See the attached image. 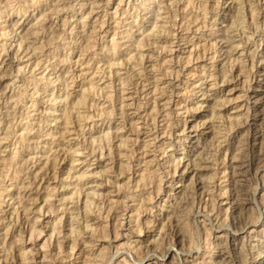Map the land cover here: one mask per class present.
I'll use <instances>...</instances> for the list:
<instances>
[{"label":"rangeland","instance_id":"1","mask_svg":"<svg viewBox=\"0 0 264 264\" xmlns=\"http://www.w3.org/2000/svg\"><path fill=\"white\" fill-rule=\"evenodd\" d=\"M150 1L0 0V217L18 206L21 194L27 205L14 226L5 225L9 218L0 220V241L8 232L13 257L31 249L34 264H264V0L259 28L246 46L249 53L255 51L253 67L248 56L240 55L243 44L230 58L224 54L231 49L227 42L219 51L224 36L236 45L253 30L246 27V5L238 10L239 0ZM210 33L220 41L217 54L209 45L215 40ZM203 48L207 58H195V49L203 53ZM150 54L153 60L146 62ZM238 56L245 60L244 73L237 77L242 62L235 61V76L223 82L225 73L232 77L231 60ZM140 82L147 84L145 93L135 92ZM169 95L171 104L163 107ZM158 104L163 114L151 130H159L157 148L144 154ZM139 112L144 119H137ZM145 118L134 144L138 133L133 124ZM122 138L130 140L127 149L117 146ZM186 149H192L188 156ZM100 150L106 155L101 157ZM47 160V173L40 171L35 180L36 169ZM232 172L237 175L231 183ZM199 181L208 194L197 190ZM76 187L82 190L79 197ZM93 190L87 216L93 238L77 240L71 231L86 224L84 201ZM77 207L82 208L73 219ZM36 220L42 233L31 240ZM75 240L86 250L77 248L69 257ZM123 249L136 260L126 263ZM12 259L9 264H20Z\"/></svg>","mask_w":264,"mask_h":264},{"label":"bare ground","instance_id":"2","mask_svg":"<svg viewBox=\"0 0 264 264\" xmlns=\"http://www.w3.org/2000/svg\"><path fill=\"white\" fill-rule=\"evenodd\" d=\"M150 2H155V0H152V1H150ZM218 2H220V0H218ZM260 2H261V0H239V8H238V10L241 12V10L240 9H243L244 8V6L246 5V10L248 11V14H249V17H250V20L248 21V26H246L248 29H252L253 28V30H252V32H250V34H247L246 36H244V38H241L242 39V41H240V43L239 44H234V41H230L231 39H225V36H224V39L223 38H221V40L223 41L222 42V44L219 46V48L221 47V50L219 49V48H217V45L218 44H220V41H217V37H215L214 35H213V33H210V37H212L213 39H215L213 42H211L209 45H210V47H211V45H212V47H215V50H214V53H219V52H217V50L219 49V51H222V49L224 48V44L227 42L229 45L228 46H231V49H228V50H225L224 51V54L226 53V55L228 56L229 55V58L232 56V54L234 53V52H239V51H236L237 49H238V46H241V44H243L242 46H243V48H241L242 50H241V52H240V55H242V54H244L246 57L248 56V58H250L251 60H252V67L253 66H255V64H254V59H255V56H256V54H255V51H252V54L251 53H249V49H246V46L248 45V41H249V39H251L252 38V35L255 33V31H254V29H257V28H259V18H260V13H261V4H260ZM94 3H96V2H94ZM191 3H194V2H192L191 1ZM55 4V3H54ZM71 4V3H70ZM98 4V3H97ZM201 4V3H200ZM217 4H220V3H217ZM86 5V4H85ZM92 5V4H91ZM5 6H6V4H5ZM19 6V5H18ZM70 6V5H69ZM81 6V5H80ZM93 6V5H92ZM160 7V6H159ZM20 8V7H19ZM92 9V8H91ZM162 9H164V8H162ZM150 10V9H149ZM150 11H152V10H150ZM243 11V10H242ZM56 12H57V8H56ZM160 12V11H159ZM239 13V12H238ZM245 12L243 11V14H244ZM89 14V13H88ZM241 14V13H240ZM46 15H47V13H46ZM49 15V14H48ZM160 15V14H159ZM245 15V16H244ZM243 15V17H245L246 18V16H247V14H244ZM45 16V15H44ZM51 16V15H50ZM89 16V15H88ZM238 16V15H237ZM46 17H48V16H46ZM241 17V16H240ZM242 17V18H243ZM43 18V17H42ZM46 19H48V18H46ZM156 19V18H155ZM247 19V18H246ZM246 19H245V21H246ZM39 20V19H38ZM37 20V21H38ZM195 21V20H194ZM197 21V20H196ZM236 21V20H235ZM244 21V20H243ZM242 21V22H243ZM39 22H40V20H39ZM84 22V21H83ZM234 22V21H233ZM85 23H86V21H85ZM132 23H134V22H132ZM216 23V22H215ZM240 23V22H239ZM245 23V22H244ZM155 24H157V23H155ZM154 24V25H155ZM235 22H234V27H235ZM157 25H159V24H157ZM240 25H242V24H240ZM145 26V25H144ZM233 26V25H232ZM39 27V26H38ZM85 27V26H84ZM154 27V26H153ZM159 27V26H158ZM131 28V27H130ZM141 28V27H140ZM155 28V27H154ZM157 28V27H156ZM155 28V29H156ZM181 28V27H180ZM199 28H200V26H199ZM224 28V27H223ZM228 28V27H227ZM239 28V27H238ZM238 28H236V30L238 29ZM241 28H242V26H241ZM244 28V27H243ZM43 29V28H42ZM186 29H191V27H190V25L186 28ZM221 29V28H220ZM240 29V28H239ZM130 30V29H129ZM160 30H162V29H159V31ZM241 30V29H240ZM46 31V30H45ZM154 31V30H153ZM157 31V30H156ZM228 31V30H227ZM247 31V30H246ZM39 32V31H38ZM231 32V31H230ZM35 33V32H34ZM150 33V32H149ZM148 33V34H149ZM157 33H158V31H157ZM175 34H176V32H174ZM226 33V32H225ZM243 33H245V31H244V29L242 30V33H241V35L243 34ZM36 34V33H35ZM147 34V33H146ZM168 34H169V32H168ZM171 34H172V32H171ZM153 35V34H152ZM155 35V34H154ZM167 35V34H166ZM228 35H229V33H228ZM150 36V35H149ZM175 36V35H174ZM220 36H222V35H220ZM233 36V35H232ZM19 37V36H18ZM227 37V36H226ZM240 37V36H239ZM243 37V36H242ZM143 38V37H142ZM187 38V37H186ZM183 40L185 39V37H183L182 38ZM240 39V40H241ZM186 40V39H185ZM189 40V39H188ZM218 40H220V39H218ZM22 41V40H21ZM139 41V40H138ZM163 41V40H162ZM179 41V40H178ZM140 42H141V40H140ZM160 43H162V42H160ZM187 43H188V41H187ZM7 44V43H6ZM5 44V45H6ZM13 44V43H12ZM21 44V43H20ZM142 44H143V42H142ZM195 45V44H194ZM20 46V45H19ZM18 46V47H19ZM160 46H162V45H160ZM172 46V45H171ZM197 46V45H196ZM3 47H5L4 46V44H3ZM8 47H9V45H8ZM11 47V46H10ZM9 47V48H10ZM28 47V46H27ZM30 47V46H29ZM140 47V46H139ZM207 47V46H206ZM154 48V47H153ZM159 48V47H158ZM8 49V48H7ZM33 49V48H32ZM162 49V48H161ZM166 49V48H165ZM170 49V48H169ZM168 49V50H169ZM197 49H198V47H197ZM197 49H195V54L194 55H196V57L195 58H197V59H199L200 57H206L207 58V54H206V51H207V48H203V49H206V50H204V52L202 53V52H200L199 50H197ZM202 49V50H203ZM227 49V48H226ZM5 50V49H4ZM20 50V49H19ZM27 50H28V48H27ZM159 50V49H158ZM190 50V49H189ZM33 51V50H32ZM34 51H35V49H34ZM154 51V50H153ZM173 51V48H171L170 49V51L169 52H172ZM192 51V52H191ZM197 51V52H196ZM190 55H193L192 53H193V50H190ZM223 52V51H222ZM221 52V53H222ZM216 54H212V55H214L213 56V58L215 57V55ZM151 56H147L146 57V62H149V61H151V60H153V55L152 54H150ZM193 55V56H194ZM209 55V54H208ZM140 56H142V57H144L145 56V54H140ZM53 57V56H52ZM172 57V56H171ZM190 57V56H189ZM233 57V56H232ZM264 57V56H263ZM15 58V57H14ZM13 58V59H14ZM51 58V57H50ZM260 58V57H259ZM196 59V60H197ZM262 59H264V58H261V60ZM239 60V62H242V68H239V72H238V75H237V77L239 76V73H240V75H242L243 73H244V71H245V69L243 68L246 64H244L243 65V63H245V60L242 58L241 59V57H236V58H234L233 60H231V62H232V65H230L232 68H231V75H232V77H228L227 76V74L225 73V75H224V79L222 80L223 82L224 81H230V80H232L233 79V77L235 76H233V67L235 66V63H237V62H235V61H238ZM250 60V61H251ZM175 61V60H174ZM191 61V57H190V60H189V62ZM39 63H40V61H39ZM109 63H111V62H109ZM122 63H124V62H122ZM36 64H38V63H36ZM118 64V63H117ZM43 65V64H42ZM111 65H115V63H112ZM110 65V66H111ZM122 65V64H121ZM37 66V65H36ZM36 66H35V68H36ZM119 66V65H118ZM153 66V65H152ZM113 67V66H112ZM133 67H135V66H133ZM251 67V66H250ZM251 67V68H252ZM143 68V67H142ZM154 68V67H153ZM230 68V67H229ZM19 70V69H18ZM106 70V69H105ZM153 70V69H152ZM179 70V69H178ZM204 70V69H203ZM142 70L140 69V72H141ZM172 71V70H171ZM182 70H179V72H181ZM230 71V70H229ZM32 72V71H31ZM167 72V71H166ZM173 72V71H172ZM171 72V73H172ZM224 72H226V71H224ZM110 73V72H109ZM137 73V72H136ZM203 73V72H202ZM228 73V72H227ZM248 73V72H247ZM178 74H181V73H178ZM178 74H176V77H177V75ZM250 74V73H249ZM248 74V75H249ZM116 75V74H115ZM166 75V74H165ZM244 75H246V74H244ZM139 76V75H138ZM137 76V77H138ZM211 76L212 77H214V75H213V73L211 74ZM110 77V76H109ZM144 77V76H143ZM156 77V76H155ZM172 77V76H171ZM253 77V76H252ZM59 78V77H58ZM57 78V79H58ZM117 78H118V76H117ZM139 78V77H138ZM56 79V80H57ZM120 79H121V77H120ZM122 79H123V77H122ZM155 79H157V78H155ZM159 79V78H158ZM205 79V78H204ZM239 79V78H238ZM125 80V79H124ZM214 80H215V83H213V85H214V87L215 86H217V83H218V80H217V77H215L214 78ZM136 81V80H135ZM145 81H147V80H145ZM171 81L172 80H169V84H170V87H171V85H173L172 83H171ZM113 82V81H112ZM124 82V81H123ZM134 82V81H133ZM122 83V82H121ZM126 83V82H125ZM136 83H138V82H136ZM147 83V82H146ZM150 83H151V81H150ZM122 84H124V83H122ZM139 84V83H138ZM138 84H136V86H134L135 88H136V91L135 92H138V93H145L146 91H144V88L146 87V85L147 84H145V83H142V82H140V86L139 87H137V85ZM156 84V83H155ZM37 85V84H36ZM212 85V86H213ZM69 86V85H68ZM123 86V85H122ZM93 87V86H92ZM142 87V88H141ZM169 86H167V88H168ZM154 90H158L159 89V87H158V85L156 86H154ZM161 89V88H160ZM160 89H159V91H160ZM123 90H124V88H123ZM123 90H122V92H123ZM153 90V91H154ZM174 90V89H173ZM165 91V90H164ZM134 92V93H135ZM150 92V91H149ZM149 92H147L144 96V98H146V95H148V93ZM156 92V91H155ZM160 92H162L163 93V91H160ZM166 92V91H165ZM165 92H164V94H165ZM215 92L216 93H221L220 92V90H215ZM37 93V92H36ZM133 93V94H134ZM158 93V92H157ZM34 94V93H33ZM120 94H122V93H120ZM53 95V94H52ZM112 95V94H111ZM123 95V94H122ZM160 95H163V94H160ZM226 95V94H225ZM131 96V95H130ZM140 96H142V94H140L139 95V97ZM219 96V95H218ZM121 97H123V96H121ZM120 97V98H121ZM129 97V96H128ZM138 97V96H137ZM169 98V100L167 101H165L164 103H163V107H166L167 105H169V104H171L170 102H171V100H172V96L171 95H169L168 96ZM259 97V96H258ZM9 98V97H8ZM95 98V97H94ZM130 98H134L135 100H136V97H129V99ZM141 98V97H140ZM226 98V97H225ZM249 98H250V96H249ZM219 99V98H218ZM216 100V99H215ZM223 100V99H222ZM221 100V101H222ZM123 101V100H122ZM149 101H151V100H149ZM220 100H217V103H221V101L219 102ZM226 101H227V98H226ZM229 101V100H228ZM255 101H258V99H255ZM6 102V101H5ZM137 102V101H136ZM146 103H148V102H146ZM120 104H122V102L120 103ZM131 104H134V102H131V103H128L127 105H125V106H128V105H130L131 106ZM179 104V103H178ZM246 104V103H245ZM248 104V103H247ZM92 105H94V104H92ZM92 105H90V107H92ZM124 105V104H123ZM142 106V105H141ZM146 106V105H145ZM156 106H157V103H156ZM215 106V105H214ZM220 106V105H219ZM89 107V108H90ZM123 107V106H122ZM140 107V105L136 108L137 110H139V109H141V107ZM163 109H165V108H163ZM145 110V109H144ZM187 110H189L188 108H187ZM124 111V110H123ZM156 111V110H155ZM162 111V108H161V106H159V104H158V107H157V115H158V117L157 116H155V118H153L154 119V121H153V123L155 124H153L154 126H153V128H151L150 129V134H148V136L150 137V135H153V137L151 138V140H147V142H145V144H144V150H143V153L144 154H148V152L149 151H153V150H155V147L157 148V145H156V143H155V141H156V139L158 138V134H157V130L156 131H154L153 133H151V130L152 129H154V128H158L157 127V125H156V122L157 121H159V117L160 116H162V114H163V112H161ZM165 111V110H164ZM172 111V110H171ZM125 112V111H124ZM170 112V111H169ZM110 113V112H109ZM108 113V114H109ZM126 113V112H125ZM156 113V112H155ZM215 113V112H214ZM110 114H113V113H110ZM127 114L128 113H126V115H125V117H127ZM137 114H139V117L137 118L138 120L139 119H141V118H143L144 119V117L142 116V115H140L141 113L139 112V113H137ZM170 114V113H169ZM177 114V113H176ZM10 115V114H9ZM91 115L92 114H90L89 116L91 117ZM122 115H123V113H122ZM111 116V115H110ZM137 116V115H136ZM169 116V115H168ZM171 116V115H170ZM175 116V115H174ZM90 117H88V118H90ZM146 117V116H145ZM87 118V117H86ZM124 118V117H123ZM147 118V117H146ZM146 118H145V120H142L141 122H138V120H137V122H135L136 124H133V125H136V126H133L134 127V129H136V133H138V138H135L134 139V144L136 143V144H138L137 143V141L139 140V132H140V130H141V128L139 129V123H145V121H146ZM181 118V117H180ZM152 119V120H153ZM174 119V118H173ZM215 119V118H214ZM126 120V119H125ZM157 120V121H156ZM164 120V119H163ZM135 121V120H134ZM150 121V120H149ZM149 121L148 122H146V124H151V123H149ZM176 121V120H175ZM179 121V120H178ZM177 121V122H178ZM152 122V121H151ZM131 123V122H130ZM172 123V122H171ZM170 122H169V124L168 125H170L171 124ZM187 123V122H186ZM188 124V123H187ZM255 124V123H254ZM198 125V124H197ZM171 126V125H170ZM124 127V126H123ZM196 127V126H195ZM197 128V127H196ZM210 128V127H209ZM233 128V127H232ZM255 128V127H254ZM259 128V127H258ZM118 130H121V129H119L118 128ZM123 130V129H122ZM163 130V129H162ZM219 130V129H218ZM145 131V130H144ZM159 131V130H158ZM168 131V130H167ZM182 131H184V129L182 130ZM257 131V130H256ZM107 132V135H110V131H106ZM117 132H121V131H117ZM116 132V133H117ZM131 132H133V130L131 131ZM149 132V131H148ZM165 132H166V130H165ZM169 132V131H168ZM264 132V131H263ZM145 133V132H144ZM171 133V132H170ZM6 134V133H5ZM113 134V133H112ZM227 134V133H226ZM15 135H16V133H15ZM106 134H105V136H107ZM118 135V134H117ZM146 135V134H145ZM218 135V134H217ZM223 135V134H222ZM124 136V135H123ZM161 136V135H160ZM163 136V135H162ZM214 136V135H213ZM4 137V136H3ZM5 137H6V135H5ZM8 137V136H7ZM99 137V136H98ZM102 137V136H101ZM100 137V138H101ZM9 138V137H8ZM104 138V137H103ZM214 138H215V136H214ZM218 138V137H217ZM85 139V138H84ZM94 139H96V141H98L97 140V137L96 138H94ZM93 139V140H94ZM122 139H124V138H122ZM132 139V138H131ZM147 139V138H146ZM23 140V139H22ZM158 140V139H157ZM223 140V139H222ZM92 141V140H91ZM95 141V140H94ZM128 141H130L129 139L127 140V139H124V140H122L121 141V143H120V145H117V146H119L120 148H126L127 149V147L126 146H130L129 144H128ZM160 141V140H159ZM218 141V140H217ZM90 142V141H89ZM161 142V141H160ZM240 142V141H239ZM247 142V141H246ZM94 144V143H93ZM99 144H101V143H99ZM131 144H133V143H131ZM219 144V143H218ZM240 144V143H239ZM102 145V144H101ZM215 145H217L216 143H215ZM220 145V144H219ZM79 146V145H78ZM116 146V147H117ZM94 147V146H93ZM97 147V146H96ZM96 147L94 148V150H93V152H95L96 150ZM108 150H109V153H108V155L112 152V147L111 146H109L108 145ZM159 147V146H158ZM204 147H206V146H204ZM217 147H219V146H217ZM102 148L104 149V146H102ZM141 148V147H140ZM193 148V147H192ZM229 148H232V146H229V147H227L226 149H227V151H228V149ZM243 148V147H242ZM247 148V147H246ZM93 149V148H92ZM92 149H91V152H92ZM206 149V148H205ZM98 150V149H97ZM102 150V149H101ZM100 150V151H101ZM209 150V149H208ZM77 151V150H76ZM73 152V153H77V152ZM131 151H133V152H131L132 154H134V150H131ZM191 151H192V149L190 150V149H186L185 150V153H186V155L188 156L189 154H191ZM201 151H203V150H201ZM216 151V150H215ZM220 151V150H219ZM239 151V150H238ZM15 152V151H14ZM206 152V151H205ZM218 152V151H217ZM1 153V152H0ZM78 153H80L79 151H78ZM101 154H100V156L101 157H103L104 155H106L103 151H101L100 152ZM124 153V152H123ZM215 153V152H214ZM248 153V152H247ZM81 154V153H80ZM112 154V153H111ZM120 154V153H119ZM198 154V153H197ZM206 154V153H205ZM208 154V153H207ZM92 155V154H91ZM94 155V154H93ZM121 155V154H120ZM201 155V153L199 154V156ZM209 155V154H208ZM213 155V154H212ZM226 155V154H225ZM95 156V155H94ZM99 156V157H100ZM129 156V155H128ZM245 156V155H244ZM114 156H112V158H113ZM154 157V156H153ZM206 157V156H205ZM48 158V157H47ZM50 158V157H49ZM202 158V157H201ZM208 158V157H207ZM225 158H227V157H225ZM80 158H76V159H74V160H79ZM157 159V158H156ZM155 159V160H156ZM181 157H180V159L178 160V162H176L177 164H176V166H179L180 165V163H181ZM2 160H4V159H2ZM73 160V161H74ZM154 160V159H153ZM216 160V159H215ZM248 160V159H247ZM26 161V160H25ZM28 161V160H27ZM197 161H198V159H197ZM196 162V161H195ZM210 162V161H209ZM35 163V162H34ZM52 163V162H51ZM187 163V162H186ZM188 163H190V162H188ZM49 164V160H47L40 168H39V170L37 171V169H36V173H35V175L33 176L34 177V179L36 180V178L39 176V172L41 171V172H45V173H47L46 171L48 170V168H49V166H51V165H48ZM73 164V163H72ZM139 164V163H138ZM161 164V162H159V165ZM247 164V163H246ZM34 165V164H33ZM91 165V164H90ZM156 165H158V164H156ZM240 165V164H239ZM263 166V165H262ZM39 167V166H38ZM37 167V168H38ZM193 167H195V166H193ZM160 168H162V167H160ZM176 169H177V167H175ZM174 168V169H175ZM185 168H188V165H186V167ZM184 168V170H186ZM205 168V167H204ZM1 169V168H0ZM4 169V168H3ZM31 169V168H30ZM190 169V168H189ZM1 171V170H0ZM176 172V171H175ZM256 172V171H255ZM17 173V172H16ZM85 173V172H84ZM83 173V174H84ZM237 173V172H236ZM235 172L233 173H231V175L229 176V180H230V182L231 181H233L235 178V176L237 175ZM42 174V173H41ZM86 174V173H85ZM229 174V173H228ZM0 175H1V173H0ZM2 175H4V174H2ZM30 175V177H31V174L29 173L28 174V176ZM44 175V174H43ZM41 176V175H40ZM75 176V175H74ZM43 177V176H42ZM47 177V176H46ZM255 177V176H254ZM4 178H6V176L4 175ZM13 178H14V176H13ZM39 178V177H38ZM45 178V177H44ZM42 179V178H41ZM81 179V178H80ZM107 179V178H106ZM109 179V178H108ZM107 179V180H108ZM200 179H202V178H200ZM237 179V178H236ZM34 180V181H35ZM79 180V179H78ZM238 180V179H237ZM5 181V180H4ZM77 181V180H76ZM76 181H75V183H76ZM109 181V180H108ZM107 181V182H108ZM203 181V180H202ZM30 182V181H29ZM79 182V181H78ZM237 182V181H236ZM33 183V182H32ZM37 183V182H36ZM203 182H201V181H199V182H197L196 183V188H197V190L200 188H202V193H204V194H208L209 193V189H206V187L204 186V184H202ZM205 183V182H204ZM232 183V182H231ZM80 184V183H79ZM234 184V183H233ZM232 184V185H233ZM23 185V184H22ZM39 186H40V184H38ZM236 185V184H235ZM23 186H25V185H23ZM21 187V188H19L20 190L23 188L24 189V187ZM28 186V185H27ZM27 186H25L26 187V189H27ZM80 186V185H79ZM98 186H100V185H98ZM194 186V185H193ZM239 186V185H238ZM3 187V186H2ZM6 187V186H5ZM203 187H205V189L203 190ZM227 187V186H226ZM8 187H6V189H7ZM42 188V187H41ZM80 187H78V189H77V187H76V189L77 190H75L74 191V193H77V197H79V195L78 194H81L82 193V190H81V188L79 189ZM234 188V187H233ZM235 188H236V186H235ZM5 189V188H4ZM211 189V188H210ZM255 189V188H254ZM194 190V189H193ZM196 190V191H197ZM228 190V189H227ZM3 192V191H2ZM1 192V193H2ZM23 192V191H22ZM200 192V191H199ZM222 192H223V190H222ZM221 192V193H222ZM234 192V191H233ZM237 192V191H236ZM0 193V195H2ZM20 193V192H19ZM18 193V194H19ZM27 193V192H26ZM152 193V192H151ZM150 193V197H149V199H153V195ZM212 193V192H211ZM224 193V192H223ZM228 193V192H227ZM240 193V192H239ZM251 194V193H250ZM95 195H96V191L95 190H93V192L92 193H90V192H88L87 194H86V200L84 201V208H85V212H84V215H83V217L84 216H86L84 219L86 220V221H84L86 224L84 225V226H82V227H78V228H76L75 227V225H74V227L76 228V229H72V233H74L75 232V236L77 237V240H78V238L80 239V238H82V236H86V238H90V239H92L93 237H92V234L94 233L93 232V227H91L92 225L91 224H89V221L91 220V219H88L87 218V216L90 214V212H92V207L91 206H93V205H91L92 203H94L93 202V200L92 199H94L95 198ZM99 195V194H98ZM186 195V194H185ZM193 195V194H192ZM191 195V196H192ZM195 195V194H194ZM193 195V196H194ZM201 195V194H200ZM232 195V194H231ZM15 196V195H14ZM21 196V197H20ZM20 196H18L19 198L18 199H20V200H18V206H16V207H14V209H13V211L12 212H10L9 214H7V216H5V217H0V220L1 219H3L2 221V223H4V220L6 219V218H9V223H6L5 225H15L16 224V222L20 219V217L22 216L21 215V213L22 212H26V210H25V208H27V205L26 206H24L23 205V203H24V201H26L25 199H23V196H24V194H23V196H22V194L20 195ZM27 196V195H26ZM29 196V195H28ZM49 196V195H48ZM152 196V197H151ZM1 197V196H0ZM231 197V196H230ZM250 197V196H249ZM27 198V197H26ZM35 198V197H34ZM47 198V197H46ZM49 198V197H48ZM46 199V201L47 200H49V199ZM97 198H99V196L97 197ZM232 198V197H231ZM22 199V200H21ZM181 199V198H180ZM33 200V199H32ZM100 200V199H99ZM98 200V201H99ZM213 200V199H212ZM236 200V199H235ZM239 200V199H238ZM36 201H37V199H36ZM239 201H241V200H239ZM257 201V200H256ZM48 202V201H47ZM50 202V201H49ZM103 202L104 201H102V204H103ZM178 202V201H177ZM212 202H215V201H212ZM176 203V202H175ZM234 203H238L239 204V202L238 201H236V202H234ZM50 204V203H49ZM64 204V203H63ZM97 204V203H96ZM100 204V203H99ZM178 205V204H177ZM239 206V205H238ZM258 206V205H257ZM55 207V206H54ZM67 207V206H66ZM141 207V206H140ZM21 208H23L22 209V211H21ZM82 207H77V208H74V209H78L77 210V212H76V214H75V216H73V219H75L76 217H77V215H79L80 214V209H81ZM111 208V207H110ZM177 208V207H176ZM214 208V207H213ZM29 209V208H28ZM72 210V214L74 215V211L75 210ZM126 209V208H125ZM140 209V208H139ZM241 209V208H240ZM49 210L51 211V210H53V204H52V206L49 208ZM48 210V211H49ZM66 210H68V209H66ZM66 210H64V211H66ZM111 210H114V207H113V209H110L109 211H111ZM175 210V209H174ZM228 210V209H227ZM71 211V210H70ZM131 211V210H130ZM177 211V210H176ZM55 212V211H54ZM260 212V211H259ZM83 213V212H82ZM81 213V214H82ZM100 213V212H99ZM109 213V212H108ZM125 213V212H124ZM176 213V212H175ZM62 214H64V212L62 213ZM139 215V214H138ZM208 215V214H207ZM173 216H174V214H173ZM82 216H81V219L83 218ZM228 217V216H227ZM62 218V217H61ZM72 218V217H71ZM138 219H139V216L137 217ZM170 219H167V220H171L173 217H172V214L170 215V217H169ZM179 218V217H178ZM78 219V218H77ZM177 219V218H176ZM38 220V219H37ZM35 221L32 225H31V228H30V231H31V233H30V237H31V240H32V237L34 236V235H40L41 233H42V230H41V227H37V222L38 221ZM71 220V219H70ZM256 220V219H255ZM254 221V220H253ZM60 222V221H59ZM79 222V221H78ZM138 222V221H137ZM178 222V221H177ZM72 223V222H71ZM120 223L121 224H123V222H122V220L120 221ZM170 223V222H169ZM4 225V226H5ZM59 225V224H58ZM149 225V224H148ZM168 225V224H167ZM174 225V224H173ZM178 225V224H177ZM222 225V224H221ZM220 225V226H221ZM122 226V225H121ZM172 226V225H171ZM56 227V226H55ZM57 228V227H56ZM90 228V229H89ZM140 229H138L139 231L141 230L142 231V228L141 227H139ZM25 229V228H24ZM8 230V229H7ZM54 230V229H53ZM56 230H58V229H55V231ZM71 230V229H70ZM21 231H24L23 229H21ZM54 231V232H55ZM59 231V230H58ZM57 231V232H58ZM94 231H95V229H94ZM131 231V230H130ZM9 233L7 232V234L5 235V237H4V240H2V241H0V244L2 243L3 244V246H2V251H4L5 252V254L3 255V256H5V258L3 259V261L1 262V259H0V264H9L11 261H10V259H12V258H15V259H12V260H15L16 262H18L17 260H19L20 261V264H34V263H36V261H37V259L33 256H28V254H30V253H32L31 252V249H29V251L28 250H25V251H23L22 252V256H20V257H17V255H15L14 257H13V255H12V250L10 249L11 248V246L9 247V245H10V242H8V235ZM52 234V233H51ZM71 234V233H70ZM72 235H74V234H72ZM227 235V234H226ZM52 236H53V234H52ZM83 239V238H82ZM19 240H23V238L21 237ZM77 240H75V242H74V244H72V249L70 250L71 252H70V254L68 255L69 257L70 256H73V255H75L78 251H75L74 252V250L75 249H77L78 248V250H80L81 249V251L80 252H83V250H84V252H85V250L86 249H82L81 247H80V245H79V242H77ZM86 244L87 243H89L88 242V240H83ZM83 241H82V243H83ZM11 244H13V242L11 243ZM93 245V244H92ZM243 246V245H242ZM241 248V247H240ZM244 248V247H243ZM119 249V248H118ZM120 250V249H119ZM122 250V249H121ZM124 250V249H123ZM126 250V249H125ZM124 250V251H125ZM150 250V249H149ZM178 250V249H177ZM237 250V249H236ZM243 250V249H242ZM118 251V250H117ZM79 252V253H80ZM134 252V251H133ZM146 252V251H145ZM151 252V251H150ZM224 252L223 251H221L220 252V254L222 255ZM11 254V256H9ZM113 254V253H112ZM115 254V253H114ZM236 254V253H235ZM259 254H260V252H259ZM139 255H141V254H139ZM139 255H137V256H139ZM145 255V254H144ZM231 255V254H230ZM97 256V255H96ZM241 256V255H240ZM110 257H111V255H110ZM109 257V258H110ZM129 257V258H128ZM142 257L143 256H140L139 258H140V260L142 259ZM232 257H234V255L232 256ZM18 258V259H17ZM43 258H45V255H44V257ZM112 258V257H111ZM95 259H96V257H95ZM130 259H134V260H136L134 257H133V255L131 254V252L128 250H126V256H124L123 257V260H125L126 261V263L127 262H129L130 261ZM235 259V258H234ZM233 259V260H234ZM87 260V259H86ZM103 260H105V258L103 259ZM139 260V259H138ZM259 260H262V258H260ZM93 261V260H92ZM92 261H91V263H92ZM99 261V260H98ZM122 261V260H121ZM216 261V260H215ZM221 261V260H220ZM226 261V260H225ZM108 262H109V260L108 261H106V262H104V263H100V261H99V263H97V262H95V264H108ZM219 262V261H218ZM227 262V261H226ZM235 262V261H234ZM84 264H87V261H85V262H83ZM90 263V264H91ZM208 263V262H207ZM212 263V262H211ZM220 263V262H219ZM228 263V262H227ZM19 264V263H18ZM94 264V263H93ZM217 264V263H216ZM222 264V263H221ZM226 264V263H225Z\"/></svg>","mask_w":264,"mask_h":264}]
</instances>
